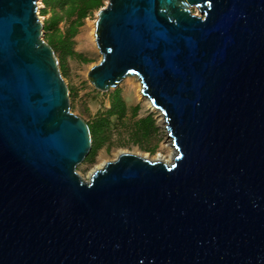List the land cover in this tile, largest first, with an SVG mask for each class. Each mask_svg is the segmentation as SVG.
Wrapping results in <instances>:
<instances>
[{
    "label": "water",
    "instance_id": "water-1",
    "mask_svg": "<svg viewBox=\"0 0 264 264\" xmlns=\"http://www.w3.org/2000/svg\"><path fill=\"white\" fill-rule=\"evenodd\" d=\"M37 2L0 0V264H264V0L97 10L90 81L139 77L176 154L122 151L88 180Z\"/></svg>",
    "mask_w": 264,
    "mask_h": 264
},
{
    "label": "rangeland",
    "instance_id": "rangeland-1",
    "mask_svg": "<svg viewBox=\"0 0 264 264\" xmlns=\"http://www.w3.org/2000/svg\"><path fill=\"white\" fill-rule=\"evenodd\" d=\"M106 2L107 0H102V6ZM43 8V4L37 6L36 11L44 26L50 13L43 14ZM98 9H94L83 19V24L72 38L71 50L80 54V57L60 49L55 51L62 76L70 91V110L95 130L94 136L91 135L92 144L89 153L76 166L77 172L85 180L89 179L90 171L101 160L114 159L121 151H137L147 154L151 159L158 152L160 143L168 140L165 125L146 105L144 99L137 98L133 84L127 80L130 76L123 78L117 86L107 91L98 90L90 81L88 70L101 58V52L96 46L92 32L95 30ZM190 9L193 13L200 14L195 7L192 6ZM67 23L61 21L58 27L63 31ZM46 33L47 31L44 30V39ZM115 97H119L124 103L122 109L112 108V100ZM171 162L172 160L167 163Z\"/></svg>",
    "mask_w": 264,
    "mask_h": 264
},
{
    "label": "trees",
    "instance_id": "trees-1",
    "mask_svg": "<svg viewBox=\"0 0 264 264\" xmlns=\"http://www.w3.org/2000/svg\"><path fill=\"white\" fill-rule=\"evenodd\" d=\"M42 2L44 4L42 13H50L43 26V29L47 31L45 40L54 51L60 49L63 52L76 55L77 53L71 50L72 38L83 24V19L89 16L94 9L102 6V0H42ZM61 21L68 22L63 31L58 27ZM77 55L81 56L80 54ZM123 106L124 103L119 97L112 100V108L119 107L122 109ZM89 128L91 135L94 136L95 130L90 125Z\"/></svg>",
    "mask_w": 264,
    "mask_h": 264
},
{
    "label": "bare ground",
    "instance_id": "bare-ground-1",
    "mask_svg": "<svg viewBox=\"0 0 264 264\" xmlns=\"http://www.w3.org/2000/svg\"><path fill=\"white\" fill-rule=\"evenodd\" d=\"M40 5H42L41 0H38L37 6L39 7ZM94 31H92V32H94ZM94 36H95V34H94ZM94 36L92 38L93 40H94ZM96 46H97V44H96ZM127 80L130 83L133 84V87H134V90H135L137 98L138 99H144L146 101V105L156 113V115L159 118V120L165 125L166 122L164 121L163 113L151 103V101L149 100V98L146 95H144L142 93V86H141V81H140L139 77H137L136 75H131L130 77H128ZM167 134H168V132H167ZM167 137H168L167 139L169 141L168 140H164L163 142L160 143L159 150L156 153V155L153 158H151L152 160H160V161H163V162H166V163L172 160L174 152H175V147H174V145H173V143L171 141V137L169 135H167ZM134 153L141 154V153H139L137 151H135ZM141 155H143L145 157L148 156L147 154H141ZM105 162H106L105 160H101V162L98 165L93 167V169L90 171L89 174H91L94 169L102 167V165Z\"/></svg>",
    "mask_w": 264,
    "mask_h": 264
}]
</instances>
